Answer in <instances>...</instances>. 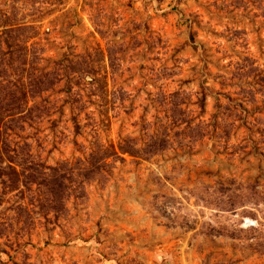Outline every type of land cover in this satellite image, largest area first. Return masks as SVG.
Returning a JSON list of instances; mask_svg holds the SVG:
<instances>
[{
  "label": "rangeland",
  "instance_id": "obj_1",
  "mask_svg": "<svg viewBox=\"0 0 264 264\" xmlns=\"http://www.w3.org/2000/svg\"><path fill=\"white\" fill-rule=\"evenodd\" d=\"M2 33L12 81H58L1 129L0 264H264V0H0ZM177 91L214 128L121 153ZM227 97L248 112L224 135ZM98 147L118 156L87 179ZM54 168L71 175L55 198Z\"/></svg>",
  "mask_w": 264,
  "mask_h": 264
},
{
  "label": "trees",
  "instance_id": "obj_2",
  "mask_svg": "<svg viewBox=\"0 0 264 264\" xmlns=\"http://www.w3.org/2000/svg\"><path fill=\"white\" fill-rule=\"evenodd\" d=\"M4 34L5 33L0 34V44L6 43L5 40H2ZM0 53H2L3 56H6L10 54L11 51H2L1 49ZM70 63L73 66V62L70 61ZM19 65L15 67V64L9 62L5 58L0 62V79H2V81H0V138L4 134V132L1 131L2 127L4 128L7 126V128H9L8 125L5 124V119H7V117L14 116V114L11 112L12 110L18 112L27 111V113L29 111H32L34 107L29 108V100L38 97L46 91H49L55 82L53 80L54 77L56 82L58 81V71L47 73L44 76H37L36 78L31 77L26 79L22 76L25 73L24 69L22 70L23 73L15 74L17 80L12 81L11 77L13 76L9 74V69H15ZM257 77L260 84L264 83V70L258 72ZM10 87H15V90L9 92ZM202 88L206 89L205 86H202ZM245 93H248L249 95L251 94L252 96H256L255 90L250 89L248 91H245L243 88L240 90L239 95ZM199 95L200 94H197L198 97ZM190 96L191 95L185 91H177L171 93L168 96L167 100L169 107V116L165 117L166 122L164 124H160L156 132L148 135V141L145 143V147L141 149H136V144H134V140L129 139V141H126L125 145L119 147V151L121 153L128 152L139 154L142 156L144 154L147 155V159H149L151 156L162 154L167 149L172 147L174 139L178 140L184 137L190 138L192 141H197L199 139L204 138L206 134H208V129L214 128L215 123L212 124L204 119L200 120L199 122H196V118L192 116L193 111L190 110L187 106L188 99L190 98ZM207 97L208 95L205 92H202L201 98H199L197 101L198 107H200V109L204 113L206 108L205 106ZM227 99L228 102L225 105H222L218 98L217 103L215 105L216 110L219 112L222 110L221 114L227 117V120H225L223 117L220 118V121L224 122V125L226 127L225 130L222 131V134L224 135L228 134L227 128H231L230 126H232L231 124H233V122H227L230 117H232L233 119H242L241 114L248 112L244 108V103L242 101L238 102L236 99H233L231 97H227ZM10 112L12 114H8ZM217 116L218 114L215 113L213 115V120L215 118L217 119ZM17 120H22V118L10 119V122H17ZM1 152L2 151L0 149V155ZM114 156H118V151L115 147L106 150H102V148L98 147L96 151H93L90 154L89 159L85 162L86 164H81V166L84 168L80 172V175L89 179L90 175L93 173L92 169L96 167L99 161L106 160ZM104 165L107 166L106 164ZM98 168L99 167H97V169ZM60 169L61 168H54V174L58 177L56 179L53 178V181L51 182L49 188V193L52 194L53 197L54 195L55 197L62 195L63 191L67 188L66 182L64 181L66 179V175L71 177L69 173H65L66 175L64 174V177L62 174H60ZM10 170L14 172L15 169L10 165ZM14 173L16 174V170Z\"/></svg>",
  "mask_w": 264,
  "mask_h": 264
}]
</instances>
